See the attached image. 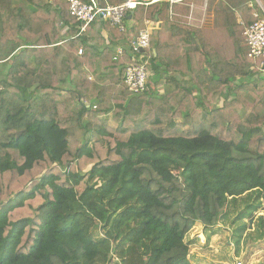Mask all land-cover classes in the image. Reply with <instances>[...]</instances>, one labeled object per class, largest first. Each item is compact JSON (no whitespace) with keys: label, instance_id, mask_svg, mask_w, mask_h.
<instances>
[{"label":"trees","instance_id":"16d2710c","mask_svg":"<svg viewBox=\"0 0 264 264\" xmlns=\"http://www.w3.org/2000/svg\"><path fill=\"white\" fill-rule=\"evenodd\" d=\"M217 1L135 10L172 22L136 95L123 71L140 54L114 60L126 33L82 31L63 0H0V264H192L186 236L230 200L259 193L264 213L263 60L245 35L261 9L221 0L212 19Z\"/></svg>","mask_w":264,"mask_h":264},{"label":"built area","instance_id":"2783aa9c","mask_svg":"<svg viewBox=\"0 0 264 264\" xmlns=\"http://www.w3.org/2000/svg\"><path fill=\"white\" fill-rule=\"evenodd\" d=\"M69 7L72 18L82 25V31L96 22H107L119 28L121 32L126 31L125 21L135 12L139 6L149 7L159 2L175 4L184 0H126L120 5L100 6V0H89L85 3L82 0H64ZM257 21L246 29L247 45L250 50L249 57L255 60H263L261 73L264 74V15L256 14ZM154 22L145 19L138 30L137 36L132 44V52L140 54V62L137 65H128L123 72V79L128 90L133 94H141L148 90L151 74L146 67L151 56L145 54L150 48L151 37L154 34ZM82 53V51H80ZM123 54L119 49L114 60ZM96 109V107H94ZM237 264H243L238 262Z\"/></svg>","mask_w":264,"mask_h":264},{"label":"crops","instance_id":"0c3cea01","mask_svg":"<svg viewBox=\"0 0 264 264\" xmlns=\"http://www.w3.org/2000/svg\"><path fill=\"white\" fill-rule=\"evenodd\" d=\"M219 1H221V0H218L217 2H215V3L210 5V8H211L210 11H211V14H212L211 15L212 19L215 18L216 14H217L216 11H219L218 8H217V6H219V3H218ZM256 1H257V3L260 6L261 15H264V6L261 3H259L258 0H256ZM133 14H131L126 19V21H125L126 31L124 32V33H126L128 35V38L131 40L132 44H133V41L135 40V37L137 36L138 29H140V27L142 26V23L144 21V20L141 21V22L136 21L134 19ZM222 16H223V14H222ZM226 19H227L226 23L228 25V18H226ZM237 21H238V23L242 22L241 18L239 16L237 18ZM152 22H154V27H155L154 28V34L152 36H157L159 34H166V33H170L172 31V22L171 21H165V22L152 21ZM104 23H107V22H104ZM224 23H225V21L223 19H221V24H224ZM112 27L113 28H117V27H114V26H112ZM222 27H223V25H222ZM221 29L222 28H219V30H221ZM102 33H103V35L106 38L108 37L107 31L102 30ZM106 42H108V41H106ZM225 43L227 45H230V37H229V41L226 40ZM132 44L127 43V44L118 46L115 49L113 48V51H114V54H115L114 56H117V52H118L119 49H122L123 52L126 51V49L130 50L132 48V46H131ZM93 45L96 47V43H94ZM97 49H99V48H97ZM101 49L102 48H100L99 50H101ZM154 51H155V53H154ZM153 53L156 54V50H153ZM79 54L81 55L82 53H79ZM177 77H178L177 80H179V81L182 80V78L180 76L177 75ZM151 80L152 79H150V84L153 85ZM195 88L196 87L192 88V90L195 89ZM195 91L196 90H194V92ZM233 213H234L233 210L230 211V208L228 207L226 209V213L224 214V216H222V218H221L220 222L218 223V225H216L215 227H213L211 229H208V230L205 229L201 224H197L196 225V226L199 227V228H196V229L201 230L200 239L197 240L196 238H191L190 240H188L189 242L191 241L190 242L191 245H189V248L191 249L190 250V254H189V259H190L192 264H237L238 262H242L243 264H261V260L264 258V252L262 250L254 249V248H253L254 251H253V249L251 251V249H250L251 245H247L248 243L247 244L245 243V240H246L245 238L247 236H249L248 232L251 231L250 227L248 229L247 228L243 229V233H242V236L240 237L241 239L239 241V245L238 244H234V239L233 238L236 239V236L230 237V240L229 239L228 240L227 239L223 240L224 233L221 234L217 230V229H222L223 222L226 221V222L230 223L228 221V219L230 220V219H235L236 218V217H232L231 216ZM262 214H264V213H260V215H262ZM238 216L235 219V220H237V222L240 221ZM241 218L242 219L244 218V222H248L246 217L242 216ZM237 222L235 224H233V225L236 226V224H238ZM261 226L264 229V218H263V220L261 218ZM236 230L238 231L239 227H237ZM239 231H241V230H239ZM253 231H255V230H253ZM188 238H189V235L185 239L186 243H187V239ZM205 238L208 239V243H209L208 244V248L210 250L207 251L206 253L195 252L194 250H198L200 245H201V243H202L201 239L204 240ZM221 242H223V244L225 242L226 245H227V242H228V245L231 247V250H229L228 253L224 249L225 255H223L224 253H223V251H221L223 248H221L219 246ZM223 244H222V247H223Z\"/></svg>","mask_w":264,"mask_h":264},{"label":"rangeland","instance_id":"374dc122","mask_svg":"<svg viewBox=\"0 0 264 264\" xmlns=\"http://www.w3.org/2000/svg\"><path fill=\"white\" fill-rule=\"evenodd\" d=\"M262 206H263V204L260 201L259 193H256V192L251 193L249 195H246L244 197H241L239 199L230 200L227 208L229 207L230 211L233 210L234 213L231 215L232 217L237 218V216L239 215L238 218L240 219V221L237 222V220H235L236 219L235 218V219H230V220L228 219V221L230 223H228L226 221L223 222L222 229H217L221 234L224 233L223 240H226V239L230 240V237L236 236V239L233 238L234 244L239 245V241L241 239L240 237L242 236L243 229H245V228L248 229L250 227L251 231L248 232L249 236H247L245 238L246 239L245 243L246 244L248 243L247 245H251L250 246L251 251L254 248V249L262 250L264 252V229L261 226V218H264V214L260 215V213H263V212H261V209H260ZM242 216L246 217L248 222H244V218L243 219L241 218ZM236 222L238 224H236V226L233 225ZM237 227H239V230H241V231H239V230L237 231L236 230ZM196 228H199V227L195 226L188 234L189 238L187 239V243L185 242L188 246L191 245V243H190L191 241L190 242L188 241L191 238H196L197 240L200 239L201 230L196 229ZM253 230H255V231H253ZM201 241H202V243H201L199 249L194 250V251L206 253L207 251L210 250L208 248V244H209L208 239L207 238H205L204 240L201 239ZM222 244H223V242H221L219 245L221 248H223L221 251H223V253H224L225 252L224 249H225L228 253L229 250H231V247L228 245V242H227V245L224 242L223 247H222ZM254 249H253V251H254ZM223 255H225V253ZM261 264H264V258L261 260Z\"/></svg>","mask_w":264,"mask_h":264},{"label":"water","instance_id":"95a60500","mask_svg":"<svg viewBox=\"0 0 264 264\" xmlns=\"http://www.w3.org/2000/svg\"><path fill=\"white\" fill-rule=\"evenodd\" d=\"M258 2L260 3V1L258 0ZM154 53H155V51H154ZM263 139H264V137H263Z\"/></svg>","mask_w":264,"mask_h":264}]
</instances>
